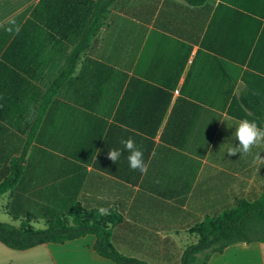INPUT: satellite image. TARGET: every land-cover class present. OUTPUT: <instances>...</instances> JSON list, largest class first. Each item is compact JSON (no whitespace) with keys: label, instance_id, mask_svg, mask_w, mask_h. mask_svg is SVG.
Returning a JSON list of instances; mask_svg holds the SVG:
<instances>
[{"label":"crops","instance_id":"1","mask_svg":"<svg viewBox=\"0 0 264 264\" xmlns=\"http://www.w3.org/2000/svg\"><path fill=\"white\" fill-rule=\"evenodd\" d=\"M248 95L264 105V0H0V184L23 159L0 210L37 229L55 210L102 226L126 255L178 264L199 227L264 196V165L227 153L238 115L253 116ZM129 137L146 174L129 167ZM97 239L23 252L0 243V264H116ZM209 255L264 264V241Z\"/></svg>","mask_w":264,"mask_h":264},{"label":"trees","instance_id":"2","mask_svg":"<svg viewBox=\"0 0 264 264\" xmlns=\"http://www.w3.org/2000/svg\"><path fill=\"white\" fill-rule=\"evenodd\" d=\"M190 1L193 5L202 2V0ZM81 53L82 51L77 52L75 57L80 56ZM73 70L74 63L68 68L64 78L58 81L49 92L44 100V109L52 102L63 80L71 75ZM241 102L253 114L252 117L244 113L239 114L241 119L255 121L257 124L256 118L264 120V105L257 98L253 95L243 96ZM22 161L21 158L12 162V177L0 184V198L18 182L22 174ZM46 216L49 217V221L45 229L33 227L30 225V220L22 221L19 226L0 222V243L11 250L23 252L41 245L65 244L81 239L88 234H96L98 239L94 249L102 258L116 264H158L155 260L151 263L123 253L118 246L110 243L109 231L100 225H90L88 221L72 223L70 219L56 217L55 210H49ZM196 232L200 236L199 242L184 251L178 264H207L210 259L209 253H221L232 243L264 241V196L257 202H247L237 210L226 212L216 220L202 225ZM151 247H147V253L150 252Z\"/></svg>","mask_w":264,"mask_h":264},{"label":"clouds","instance_id":"3","mask_svg":"<svg viewBox=\"0 0 264 264\" xmlns=\"http://www.w3.org/2000/svg\"><path fill=\"white\" fill-rule=\"evenodd\" d=\"M235 137L238 141V146H232L227 150L229 156H234L237 153L240 156H252L253 163L264 165V157L261 156L262 152L253 153L254 149H264V128L259 127L255 121L242 119L235 128ZM121 143L124 150L128 152L129 167L133 171L146 174L148 165L145 163L143 150L137 146L131 137L122 140ZM121 155V150L109 149L107 159L112 163H117ZM98 211L101 216L110 214L109 209L105 207H100Z\"/></svg>","mask_w":264,"mask_h":264},{"label":"rangeland","instance_id":"4","mask_svg":"<svg viewBox=\"0 0 264 264\" xmlns=\"http://www.w3.org/2000/svg\"><path fill=\"white\" fill-rule=\"evenodd\" d=\"M4 200V199H3ZM11 217L9 215L5 214L2 210H0V222L12 224ZM203 257V255H202Z\"/></svg>","mask_w":264,"mask_h":264}]
</instances>
